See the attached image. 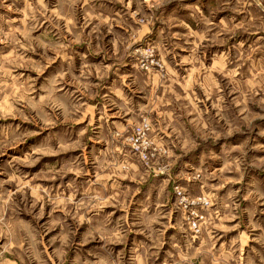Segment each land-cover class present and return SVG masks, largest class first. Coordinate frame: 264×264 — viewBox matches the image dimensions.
Listing matches in <instances>:
<instances>
[{"label":"rangeland","instance_id":"374dc122","mask_svg":"<svg viewBox=\"0 0 264 264\" xmlns=\"http://www.w3.org/2000/svg\"><path fill=\"white\" fill-rule=\"evenodd\" d=\"M0 264H264L252 0H0Z\"/></svg>","mask_w":264,"mask_h":264},{"label":"crops","instance_id":"0c3cea01","mask_svg":"<svg viewBox=\"0 0 264 264\" xmlns=\"http://www.w3.org/2000/svg\"><path fill=\"white\" fill-rule=\"evenodd\" d=\"M254 4L260 9L262 13H264V6H263V1L262 0H252Z\"/></svg>","mask_w":264,"mask_h":264}]
</instances>
